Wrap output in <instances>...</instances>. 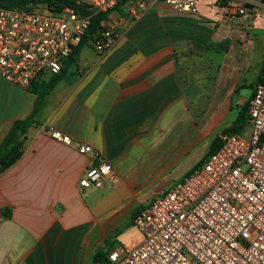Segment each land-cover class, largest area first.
<instances>
[{
  "label": "crops",
  "instance_id": "0c3cea01",
  "mask_svg": "<svg viewBox=\"0 0 264 264\" xmlns=\"http://www.w3.org/2000/svg\"><path fill=\"white\" fill-rule=\"evenodd\" d=\"M133 1L105 19L117 35L114 48L101 56L84 46L47 95L0 76V146L17 121L34 118L22 156L0 174V264L105 263L144 240L133 218L204 162L222 121L217 110L245 70L239 73L238 49L212 53L208 45L227 38L218 31L241 36L231 27L244 22H219L215 0H199L194 14L155 3L135 18ZM250 19L245 52L264 38V14ZM42 79L41 89L53 75ZM51 130L97 149L118 183L82 189L93 156L56 141ZM118 240L127 247L112 250ZM99 252L106 261L95 260Z\"/></svg>",
  "mask_w": 264,
  "mask_h": 264
},
{
  "label": "built area",
  "instance_id": "2783aa9c",
  "mask_svg": "<svg viewBox=\"0 0 264 264\" xmlns=\"http://www.w3.org/2000/svg\"><path fill=\"white\" fill-rule=\"evenodd\" d=\"M76 8L59 13L0 7V76L22 88L40 85L56 75L79 47L93 16H108L123 0H75ZM135 18L150 5L165 3L174 10L194 14L199 0H134ZM212 5V4H211ZM218 21L264 14V0H215ZM81 9V10H80ZM89 43L106 56L116 45L113 27ZM249 133L244 137L224 132L219 150L194 168L164 195L145 206L134 218L144 232L136 247L113 252L98 264H264V72L248 105ZM56 141L91 154L93 163L80 187L115 185L114 167L90 145L51 130Z\"/></svg>",
  "mask_w": 264,
  "mask_h": 264
},
{
  "label": "trees",
  "instance_id": "16d2710c",
  "mask_svg": "<svg viewBox=\"0 0 264 264\" xmlns=\"http://www.w3.org/2000/svg\"><path fill=\"white\" fill-rule=\"evenodd\" d=\"M0 7L5 8V9L18 8L21 10H33L36 8H41L50 13H59L66 7L76 8V1L75 0H0ZM106 17H107L106 14H99L97 16H93L91 20V25L88 28L81 45L77 47L74 50L73 54L69 57V59L64 62L62 71L59 74L53 75V79L49 83H47L44 88L42 87L43 89L39 88V85L35 86L36 89L40 91V93L38 94V97L41 98L47 95L54 88V86L62 79L66 64L69 62H76L77 56L79 55L80 50L84 46L90 44L89 43L90 39L94 38V36L98 32L104 29V27L102 26V23L103 21H105ZM228 43L229 42L227 41L220 42V43H210L208 45V51L212 53L228 52V46H227ZM195 55L197 56L198 54H195ZM208 57L210 56L208 55ZM263 72H264V66L262 69V73ZM210 78H213V79H210L208 84L211 86L215 85L216 75ZM248 105L249 103H247L245 106L242 107L233 125L230 128H228L226 132L237 133L242 129V127L245 124H247ZM33 123H34V118L33 116H31L27 119L17 121L13 125L12 129L8 133L4 142L0 146V174L3 173L8 168H10L13 164H15L22 156L24 141L27 139V131H28V128ZM220 146H221V141H220V138L217 137L211 143V146L209 148V151L205 159L208 158L213 153L217 152ZM202 163H200L199 166ZM95 260L97 262L103 260L102 262H104L107 260V258L102 254V252H99L96 254Z\"/></svg>",
  "mask_w": 264,
  "mask_h": 264
},
{
  "label": "rangeland",
  "instance_id": "374dc122",
  "mask_svg": "<svg viewBox=\"0 0 264 264\" xmlns=\"http://www.w3.org/2000/svg\"><path fill=\"white\" fill-rule=\"evenodd\" d=\"M251 17L242 18L238 22H244L240 23L239 25H235L231 27V30H238L239 34L241 36H232L230 32L224 33L223 31H218L219 36H226V39H223L221 42H229L228 43V52H224L226 54H229L230 51L233 52L238 49L239 51V60L240 63L238 65L239 73H241L244 68L245 70L241 74V82L238 85V89L236 90V93L229 99L222 100L224 101L222 103V106L217 110L220 113V116L222 117V121L219 123V127L217 130L214 131L212 134V138H216L221 134V132L226 129L228 126H230L233 121L237 118L239 111L241 108L247 104L248 99L251 95V90L249 87L253 85L257 79L259 78L261 74V67L264 62V38L260 40V42L254 41L253 47L251 49H248V51L245 52V48L247 47V40L250 39L249 33V27L254 25V23L250 19ZM235 27V28H234ZM217 32V31H216ZM231 36V37H228ZM212 43V42H211ZM213 43H219V42H213ZM246 44V46H245ZM245 53V57H244ZM208 59H213L211 57H208ZM215 60H213L214 62ZM241 88V89H240ZM240 89V90H239ZM226 107V108H225ZM225 108V109H224ZM238 134L247 137L249 133V127L247 124H245L242 129L237 132ZM199 166V165H198ZM124 229V228H123ZM113 244L112 250H117L122 247H127L124 245L121 241H116Z\"/></svg>",
  "mask_w": 264,
  "mask_h": 264
}]
</instances>
